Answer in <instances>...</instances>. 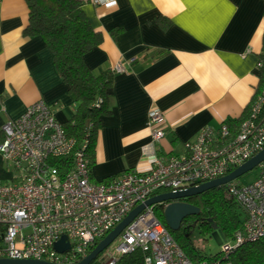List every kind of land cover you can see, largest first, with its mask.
<instances>
[{"label": "crops", "instance_id": "crops-1", "mask_svg": "<svg viewBox=\"0 0 264 264\" xmlns=\"http://www.w3.org/2000/svg\"><path fill=\"white\" fill-rule=\"evenodd\" d=\"M79 1L102 36L86 64L119 69L95 136L93 183L183 153L203 127L239 119L264 85V0ZM26 24L24 0H0V142L4 123L34 102L51 107L61 123L74 113L48 48L22 35ZM153 109L163 115L164 136L150 146Z\"/></svg>", "mask_w": 264, "mask_h": 264}, {"label": "built area", "instance_id": "built-area-1", "mask_svg": "<svg viewBox=\"0 0 264 264\" xmlns=\"http://www.w3.org/2000/svg\"><path fill=\"white\" fill-rule=\"evenodd\" d=\"M114 4V0L104 2L108 7ZM260 68H264V47ZM163 121L160 110L149 112L150 146L163 138ZM2 133L0 157L17 175L16 181L0 183V258L77 264L135 207L156 195L226 176L260 152L264 148V85L235 133L224 124L218 129L203 127L194 141L184 144L183 153L156 157L146 171H126L105 182H91L85 145L74 151L75 139L66 135L51 107L42 101L4 123ZM71 153L72 169L60 176L52 160ZM258 167L253 182L242 185L233 180L224 185V198L238 203L245 219L232 235L233 243L224 238L217 255L189 260L156 217L155 207L164 209L169 204L164 202L145 206L100 262L116 264L119 257L140 250L142 264H233L230 254L237 247L264 238V161ZM62 237L68 249L58 252L54 244Z\"/></svg>", "mask_w": 264, "mask_h": 264}, {"label": "trees", "instance_id": "trees-1", "mask_svg": "<svg viewBox=\"0 0 264 264\" xmlns=\"http://www.w3.org/2000/svg\"><path fill=\"white\" fill-rule=\"evenodd\" d=\"M24 3L27 8V24L22 35L40 38L51 53L54 70L67 87L75 106L70 119L61 124L66 135L75 139L74 151L81 150L85 145L84 156L91 173L96 132L100 127L101 117L109 114L108 98L114 72L113 70L97 72L86 64L84 57L102 43V36L92 28L83 11V3L79 0H24ZM157 22L162 29L166 28L161 19ZM115 34L117 31L112 35ZM260 71L264 72V68H260ZM249 108L250 104L239 119L223 123L231 133L237 131L247 117ZM72 155L73 153L52 160L60 176L72 169ZM223 192L224 186H221L184 199L191 200L190 202L199 209V213L193 217H196L197 233L203 240L211 238L215 231L213 225L226 239L232 237L243 226L245 216L242 208L233 200H226ZM155 214L167 228L162 206L155 207ZM168 231L171 234V230ZM172 237L189 260L198 262L211 257L202 254L200 249L194 246V240L183 236ZM98 242L94 243L88 254ZM102 254L91 264H102L100 262ZM142 259L143 253L135 250L119 257L116 264H142ZM230 261L233 264H264V238L237 247L230 254Z\"/></svg>", "mask_w": 264, "mask_h": 264}, {"label": "water", "instance_id": "water-1", "mask_svg": "<svg viewBox=\"0 0 264 264\" xmlns=\"http://www.w3.org/2000/svg\"><path fill=\"white\" fill-rule=\"evenodd\" d=\"M264 161V148L258 152L255 156L250 158L241 166L237 167L235 170L223 176L221 178L206 182L185 191L178 192H165L159 195H156L144 204H141L134 209H132L124 219L117 224L98 244L90 251V253L79 263L77 264H91L107 247L120 235L122 230L145 208V206H151L161 203H169L163 209V218L167 228L171 231L177 230L181 220L188 216H194L199 213V209L193 205L183 202L184 199L190 198L192 196L199 195L205 191H208L213 188H218L224 186L228 182L236 180L243 174L253 170L261 162ZM215 229V225H213ZM211 238L216 242L217 245L221 246V243L224 240L222 233L219 230H216L211 234ZM64 237H62L58 242L54 244L55 250L58 252H63L68 249V245H64ZM0 264H50L43 261L35 260H9L1 259Z\"/></svg>", "mask_w": 264, "mask_h": 264}, {"label": "rangeland", "instance_id": "rangeland-1", "mask_svg": "<svg viewBox=\"0 0 264 264\" xmlns=\"http://www.w3.org/2000/svg\"><path fill=\"white\" fill-rule=\"evenodd\" d=\"M258 173H259V167L257 166L253 170L237 178L235 181L242 185L249 184L258 177ZM16 175L17 174L13 171L12 167L6 165V163L0 158V183L6 184V183L16 181L15 179ZM193 237H194L193 240L195 241L194 246L200 249L202 254L207 255V256H215L220 252L221 250L220 246L217 245L216 242L212 238H206L205 240H203L202 237L198 233H196ZM227 240L233 243L231 237H228ZM119 242H120V237L118 236L107 247L106 250L112 251ZM105 251H103L102 253H104Z\"/></svg>", "mask_w": 264, "mask_h": 264}, {"label": "flooded vegetation", "instance_id": "flooded-vegetation-1", "mask_svg": "<svg viewBox=\"0 0 264 264\" xmlns=\"http://www.w3.org/2000/svg\"><path fill=\"white\" fill-rule=\"evenodd\" d=\"M190 201L184 200L183 202L193 205ZM197 231L198 230L196 229V217L188 216L181 220L177 230L171 231V235L183 236L184 238H190L191 240H193V236L197 233Z\"/></svg>", "mask_w": 264, "mask_h": 264}]
</instances>
